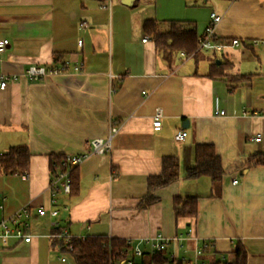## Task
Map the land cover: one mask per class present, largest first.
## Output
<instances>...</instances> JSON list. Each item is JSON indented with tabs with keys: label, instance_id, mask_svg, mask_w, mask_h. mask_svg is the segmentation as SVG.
Masks as SVG:
<instances>
[{
	"label": "crops",
	"instance_id": "1",
	"mask_svg": "<svg viewBox=\"0 0 264 264\" xmlns=\"http://www.w3.org/2000/svg\"><path fill=\"white\" fill-rule=\"evenodd\" d=\"M104 4L0 0V39L9 40L0 52V71L19 76L0 89V154L12 146H26L31 154L26 175L0 169V222L27 207L32 235L29 242L12 239L0 246V264H75L53 236L55 228L74 237L140 242L145 255L135 257L136 264H152L146 240L186 234L182 247L171 244L167 252L174 248L178 257L194 258V248L207 241L205 258L223 262L241 241L247 264H264V164L254 163L264 152V42L252 43L264 40V0ZM212 12L221 16L217 37L239 38V46L187 55L159 48L143 29L150 18L161 29L171 20L186 21L201 36ZM65 60L71 67L64 73L35 81L24 75L30 65ZM218 61L230 64L227 75L210 77ZM78 63L81 69L74 71ZM241 74L253 76L237 79ZM217 100L224 114L215 113ZM158 109L163 117L156 131ZM112 124L119 126L112 149L77 167L78 188L59 196V214L51 216V156L91 151L90 141L106 138ZM179 130L187 131L184 140H175ZM257 134L261 140L252 141ZM197 144L214 145L225 169L221 180L185 178ZM165 156L177 157L181 178L157 189L158 201L141 208L148 178L161 172ZM177 196L198 198V215L177 217Z\"/></svg>",
	"mask_w": 264,
	"mask_h": 264
},
{
	"label": "trees",
	"instance_id": "2",
	"mask_svg": "<svg viewBox=\"0 0 264 264\" xmlns=\"http://www.w3.org/2000/svg\"><path fill=\"white\" fill-rule=\"evenodd\" d=\"M144 32L152 37L161 49L183 51L187 55L197 54L199 48V35L196 26L191 22L171 20L168 27L161 29L155 18L146 19L143 24ZM225 42V40H222ZM60 59L55 57V61ZM230 67L228 62L213 63L210 67L209 76L216 78L226 76L225 71ZM252 74H241L238 78L251 79ZM236 78V77H235ZM233 86H231V89ZM30 151L26 146H12L7 153L0 154V169L5 174H24L29 168ZM52 171L62 160L63 155H52ZM254 163L264 164V152L255 155ZM54 163V164H53ZM225 169L221 157L216 153L213 144H197L195 165L186 172V179H196L201 176H209L212 180L219 181L223 178ZM181 178L179 160L174 156H165L162 160V170L158 174H152L148 178V189L141 208H146L158 201L155 196L157 189L168 187ZM79 185L77 168L72 173V191L74 194ZM69 196V195H68ZM174 210L177 217L194 218L198 215V198L177 196L174 200ZM54 233L61 231L54 229ZM73 249L68 251L75 264H110V254L114 260L120 258L122 249L127 245L125 240L109 238L107 236H93L81 239H72ZM206 264H247V251L241 241H238L232 251V259L223 261L214 260L209 262L205 255L200 257ZM168 254L160 252L153 255L150 263L170 264ZM178 264H185L179 261Z\"/></svg>",
	"mask_w": 264,
	"mask_h": 264
},
{
	"label": "built area",
	"instance_id": "3",
	"mask_svg": "<svg viewBox=\"0 0 264 264\" xmlns=\"http://www.w3.org/2000/svg\"><path fill=\"white\" fill-rule=\"evenodd\" d=\"M105 2L103 7H109L112 0H101ZM147 2L148 0H143ZM150 1V0H149ZM221 21V16L216 12L211 13V20L209 25L206 27L204 33L199 38V50L201 51H217L222 52L228 46H239L241 40L239 38H232L229 42H222L220 38L216 35V27ZM84 22H81V26H84ZM148 37L146 36L143 41H146ZM264 40H253V44L263 43ZM9 43L8 39H0V52L4 51ZM79 43H82V40H79ZM71 63L69 60H65L59 65L54 66H44V65H30L26 71L25 76L30 81L39 80L43 77H46L50 74L64 73L69 70ZM74 71H79L81 69V64H75L72 66ZM19 78L17 74H7L0 71V89H5L8 84L12 81H15ZM144 94L146 92H143ZM216 114H224V110L219 108L218 100L216 101ZM162 111L157 110L153 127L156 131L160 130L162 127ZM119 126L112 124L110 127L109 135L106 138H95L90 141L91 151L83 154H64L62 160L57 165V168L52 171L50 182L48 185V190L50 194V202L52 207L48 212L51 216H57L59 214V209L57 208V203L60 195H70L72 191V173L73 171L84 162L90 155L98 153H106L112 149L113 138L117 134ZM187 136L186 130H179L175 134V140L181 141L184 140ZM262 138L261 134H257L251 138L252 141H260ZM26 175V173H24ZM234 183L238 181L233 180ZM38 213L40 215L46 214L45 208H39ZM31 216L27 207L21 208L13 216L8 219H4L0 222V246H6L12 239L23 240L25 242L31 241L32 235L28 233L29 222L28 219ZM190 234L183 236H175L173 238H167L162 235H158L152 240H146L151 244L150 254L155 255L160 252H166L170 258V264H178L181 260L185 264H206L205 261L200 259L205 255L210 247V243L204 241L200 245H197L194 248V258H188L187 256H180L176 254V250L173 248L169 252V246L171 244H177L178 247L183 246V241L189 238ZM54 237H57L61 241V246L64 250L71 251L73 249L72 239L74 236L70 233L68 229H62L60 232L53 234ZM85 239L86 237H80ZM122 256L116 260L112 258L110 254V264H136L135 257L142 258L145 255L141 243L132 244L131 241H127V245L122 249ZM61 260L65 261L66 257L62 256Z\"/></svg>",
	"mask_w": 264,
	"mask_h": 264
},
{
	"label": "water",
	"instance_id": "4",
	"mask_svg": "<svg viewBox=\"0 0 264 264\" xmlns=\"http://www.w3.org/2000/svg\"><path fill=\"white\" fill-rule=\"evenodd\" d=\"M133 2H134V0H122V3L125 5H128V6L132 5ZM218 63H219V61H218Z\"/></svg>",
	"mask_w": 264,
	"mask_h": 264
}]
</instances>
